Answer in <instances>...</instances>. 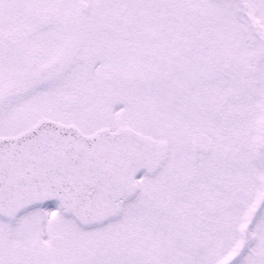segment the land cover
Returning <instances> with one entry per match:
<instances>
[{"label": "snow or ice", "instance_id": "1", "mask_svg": "<svg viewBox=\"0 0 264 264\" xmlns=\"http://www.w3.org/2000/svg\"><path fill=\"white\" fill-rule=\"evenodd\" d=\"M0 264H264V0H0Z\"/></svg>", "mask_w": 264, "mask_h": 264}]
</instances>
